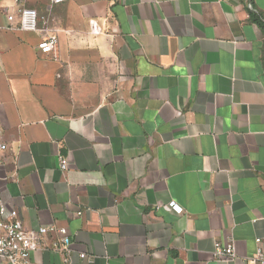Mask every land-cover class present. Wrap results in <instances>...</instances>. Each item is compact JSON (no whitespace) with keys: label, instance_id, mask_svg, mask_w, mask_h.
<instances>
[{"label":"crops","instance_id":"crops-1","mask_svg":"<svg viewBox=\"0 0 264 264\" xmlns=\"http://www.w3.org/2000/svg\"><path fill=\"white\" fill-rule=\"evenodd\" d=\"M24 2L58 46L41 53L42 30L10 28L0 0V192L26 229L70 237L66 252L38 235L31 258L257 264L264 27L250 13L264 21V0ZM229 240L236 256L216 259Z\"/></svg>","mask_w":264,"mask_h":264},{"label":"built area","instance_id":"built-area-1","mask_svg":"<svg viewBox=\"0 0 264 264\" xmlns=\"http://www.w3.org/2000/svg\"><path fill=\"white\" fill-rule=\"evenodd\" d=\"M66 0H48L50 4H60ZM7 20L10 22V28H18L24 31L42 30L44 37L37 43V49L43 54L55 55L58 40L53 33H48L47 23L39 17L35 8L27 6L24 0H13V8L7 14ZM16 20V25L12 23ZM89 30L92 34L100 31L95 22H90ZM6 144L0 141V154L6 149ZM59 167L61 170L68 168L66 157L59 158ZM168 206L177 214L182 213V207L171 201ZM77 214H81L80 211ZM48 231L55 232L58 235L57 242L54 243L52 250H63L68 252L70 237L66 227L40 226L37 229H26L22 226L18 218L16 209L6 206L0 192V260L7 264H38L31 258V253L39 247L38 235ZM256 251L253 260L257 264H264V246L261 244V238L256 237ZM212 255L216 259H233L236 256L235 246L232 240L225 243L215 241L213 244ZM78 256L87 261L93 258L81 252Z\"/></svg>","mask_w":264,"mask_h":264},{"label":"trees","instance_id":"trees-1","mask_svg":"<svg viewBox=\"0 0 264 264\" xmlns=\"http://www.w3.org/2000/svg\"><path fill=\"white\" fill-rule=\"evenodd\" d=\"M251 19L256 22L259 26L264 27V21L261 20L259 16H257L255 13H250Z\"/></svg>","mask_w":264,"mask_h":264}]
</instances>
